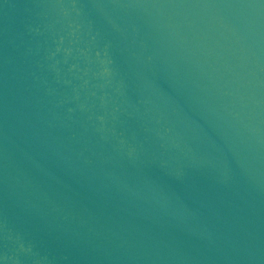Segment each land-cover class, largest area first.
Listing matches in <instances>:
<instances>
[{
    "label": "water",
    "instance_id": "obj_1",
    "mask_svg": "<svg viewBox=\"0 0 264 264\" xmlns=\"http://www.w3.org/2000/svg\"><path fill=\"white\" fill-rule=\"evenodd\" d=\"M0 264H264V0H0Z\"/></svg>",
    "mask_w": 264,
    "mask_h": 264
}]
</instances>
